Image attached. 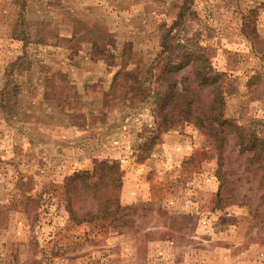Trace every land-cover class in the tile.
<instances>
[{"label": "rangeland", "instance_id": "1", "mask_svg": "<svg viewBox=\"0 0 264 264\" xmlns=\"http://www.w3.org/2000/svg\"><path fill=\"white\" fill-rule=\"evenodd\" d=\"M45 5L46 13L64 9L45 20L41 35L53 43L58 22L70 27L68 14L87 9L92 15L103 10L117 38L107 50H94L95 61L76 68L62 63L69 52L53 45L33 55L29 50L31 59L43 58L32 70L62 74L64 81L46 95L38 88L40 100L30 89L21 98L17 87H9L15 62L24 57L19 42L10 41L9 25L16 21L14 35L32 41L39 24L35 14L24 16L25 0H0V264H264V167H249L251 153L232 132L221 160L211 134L182 114L169 119L154 112L152 94L157 67L201 50L225 74L223 117L264 135V0ZM42 7L36 0L28 5L30 11ZM182 9L169 51L157 58ZM130 45L128 68L143 70L139 83L128 80L135 89L124 92L123 82L113 80ZM189 72L187 67L176 77L181 82ZM66 91L77 99L73 104ZM200 95L205 103L212 98L208 88ZM103 160L121 168L119 186L85 189L76 201L80 211L99 213L100 197L118 199L125 209L121 221L103 214L71 220L65 180L76 172L92 174Z\"/></svg>", "mask_w": 264, "mask_h": 264}, {"label": "trees", "instance_id": "2", "mask_svg": "<svg viewBox=\"0 0 264 264\" xmlns=\"http://www.w3.org/2000/svg\"><path fill=\"white\" fill-rule=\"evenodd\" d=\"M184 14L185 12L182 9L178 18L165 31L163 47L157 53V58L169 51L173 36L172 32L176 28L175 26H179L183 22ZM130 52L131 45L123 48L121 54L123 62L113 80L114 83L123 82L120 88L124 92H131L135 89V86L128 84V80L133 79L139 83L137 79L143 70L141 65H133L132 68H128L129 56L126 55H130ZM187 67L190 68V72L183 76L180 82L176 75ZM224 75L214 67L210 58L201 50H188L178 60H167L161 67H157V71L153 73L156 84L154 90H152L153 104H155L153 111H158L157 114L159 115L165 113L169 119L179 113L184 118L193 121L215 138L217 147L220 149L221 160L223 159L222 154L227 140L226 135L228 132L236 134L242 151L251 153L249 167L251 165L257 166L256 169L259 170L264 167V135H260L256 131H246L241 125L234 124L223 117L221 100L224 93L222 83ZM203 88H208L212 95L208 103H205L201 98L200 91ZM125 94L128 95L127 92ZM65 99H69V103L77 100L72 93L67 94ZM66 114H68L67 111ZM122 175L118 164L109 163L105 160L96 163L92 174L76 172L69 175L64 182V192L67 201L65 207L71 220L89 222L103 214V217L111 219V222H120L122 212L125 209L118 199L99 198L98 196L100 200L99 207H101L99 213L82 212L76 201V193L84 192L85 189H96L102 192L105 187L119 186V183H116L122 180ZM221 195L222 193L219 191V196Z\"/></svg>", "mask_w": 264, "mask_h": 264}, {"label": "crops", "instance_id": "3", "mask_svg": "<svg viewBox=\"0 0 264 264\" xmlns=\"http://www.w3.org/2000/svg\"><path fill=\"white\" fill-rule=\"evenodd\" d=\"M46 0H36V2L40 3L42 8H39L38 10L34 9L33 11H30L31 9L28 8V5L31 4V0H25V8H24V16L26 15V18L30 14H35L36 17L34 19V24L38 25L39 29V35L35 36V39H32V41L29 38V35H24L23 37H19L14 35L16 33V21L11 20V25H9L10 30V41L13 40L18 41L19 47L23 49V55L18 57L17 60L18 63L16 65L15 73L12 74L11 84H9V87H17V95L21 98H23L28 93V89L31 90V93L35 96L37 100L39 99L38 95V88L40 89L39 92H42V89L45 88V95L49 93V88H52L53 85H56L57 82L63 83L64 77L61 76L59 73H57L55 76L48 77V75L44 74L41 69L40 70H32V65L35 64L40 67V65L43 63L42 55L37 54L31 59L30 51L33 50L32 55L34 52H41L42 49L48 47L49 45H53L56 47L59 51H66L69 55L67 58V54L64 55V57L61 56V62L68 63L73 68H76L79 66L82 62L87 61H95L94 57V50L99 48H109L110 40H115L117 36L112 37V30L113 27L111 24L107 22V15L102 10L100 13H97L95 15H92L89 12V9L87 11H83L81 13H70L68 14L69 19H71L72 24L70 27H64L63 22H58L60 24H57L56 33L52 34L50 38H53L54 43L52 40H48L49 37L46 35H41V33L47 32L46 22L45 20H49L51 18L54 10V14H59V9L63 8H52L51 12L46 13L47 5H45ZM64 10V9H63ZM65 10H68L66 8ZM70 10V9H69ZM72 10V9H71ZM86 10V9H84ZM44 20L43 24H40V21ZM87 21L89 23H87ZM28 25V22L26 23ZM20 25V24H19ZM31 25V24H29ZM29 30L28 27L25 25L23 26V29ZM14 35V36H13ZM114 38V39H113ZM30 50V51H29ZM69 59V60H68ZM94 59V60H93ZM50 78V80H49ZM53 81V82H52ZM71 93L69 91L66 94ZM23 100V99H22Z\"/></svg>", "mask_w": 264, "mask_h": 264}]
</instances>
